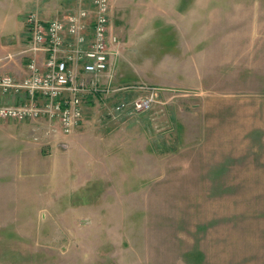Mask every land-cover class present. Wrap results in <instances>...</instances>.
<instances>
[{"label":"rangeland","instance_id":"374dc122","mask_svg":"<svg viewBox=\"0 0 264 264\" xmlns=\"http://www.w3.org/2000/svg\"><path fill=\"white\" fill-rule=\"evenodd\" d=\"M3 2L7 14L44 20L90 8L89 0ZM109 9L118 56L115 86L100 81L110 85L101 101L111 109L153 92L137 120L152 112L156 127L120 129L134 120L112 119L100 100L84 116L93 127L68 136L43 120L0 119V264H219V252L221 264L244 263L249 241L225 233L251 219L264 224V180L235 181L230 151L217 157L214 114L231 90L217 89L216 53L201 51L213 32L264 31V0H109ZM11 123L41 131L29 148L30 174L16 179ZM84 131L90 137H77Z\"/></svg>","mask_w":264,"mask_h":264},{"label":"crops","instance_id":"0c3cea01","mask_svg":"<svg viewBox=\"0 0 264 264\" xmlns=\"http://www.w3.org/2000/svg\"><path fill=\"white\" fill-rule=\"evenodd\" d=\"M3 1L5 0H0V7H5ZM8 1L10 2V0ZM4 7L0 8V59L2 60V57L8 54L13 57L9 59L8 63L0 65V75H11L17 82H21L28 73L27 60L24 56L19 55L28 42L24 26L25 16L24 18H17V15H13V12L7 14ZM19 27L20 29L16 31ZM14 28L16 32H14ZM181 33L186 38V30L183 29ZM213 33L205 35L211 38L202 41L204 49L201 52L216 53L214 61L217 65L220 64L222 68V73H220L218 79L216 78L217 89L222 87V89L228 90L229 87L231 90L230 100L223 97L225 96L223 92L222 98L219 96L221 99L218 100L214 114V127L217 133V157L229 156L228 152L230 151L231 166L235 175L231 179L235 181L264 180V31L255 30L254 28L239 30L238 28L233 30L230 35ZM188 35L190 37L191 33L189 32ZM225 37H232L230 43L225 44ZM68 41L70 42V39ZM82 47L84 49L86 45L83 44ZM36 57L39 66L42 67L44 55L39 54ZM204 64H206L205 57L202 59V65L206 66ZM112 82L115 86L114 80ZM108 95L102 94L86 100L83 104L84 116L91 110L89 107L95 106V100H100V105H104L107 109L106 100L104 102L101 100L102 97L106 98ZM23 96L22 92L9 91L5 94L1 93L0 105L19 103ZM108 110L110 109L105 110L104 114ZM151 115L152 112L144 114L139 121L137 120L138 117L131 118L134 121L130 125L135 126L120 127V129H126L127 131L136 129L139 132L149 131L150 128L156 127L152 123L153 117L149 118ZM155 117L156 121H161L160 112H157ZM173 118L172 116L169 117V121L172 123L175 121ZM80 125L78 128H83L85 125L87 128L93 127V124L91 122L89 124L86 119ZM40 132L30 125L11 123V176L14 179L20 174H30L32 165L30 160L27 161L31 158L29 148H31L32 139L36 138V135H40ZM77 137L84 139L90 136L84 131ZM71 141L73 144L75 139ZM225 174L227 173L221 169L220 178ZM251 221L254 222L245 224L247 226L230 224L228 227L230 232L228 234L227 231L225 234L232 241L237 237L236 234L249 241V245L245 243V249L241 253L244 263L240 264H264V224H253L255 220L251 219ZM251 244L256 245V247L254 248V245ZM232 252L230 258L233 261L234 258L235 260L237 258L235 257L236 252L234 250ZM223 258V253H217V263L221 264ZM205 260L208 259H204L203 264H206ZM230 264L235 263L231 262Z\"/></svg>","mask_w":264,"mask_h":264},{"label":"built area","instance_id":"2783aa9c","mask_svg":"<svg viewBox=\"0 0 264 264\" xmlns=\"http://www.w3.org/2000/svg\"><path fill=\"white\" fill-rule=\"evenodd\" d=\"M109 16V0H91L90 8L49 21L35 14L26 16L28 42L19 55L27 60L28 74L20 83L10 76L0 77L3 93L23 92L24 98L15 105L0 106V119H43L63 135L73 133L83 120L86 100L109 92V84L99 86L101 80L111 81V62L118 56L114 47L118 41L111 32ZM39 54L44 55L42 67L36 57ZM155 97L148 92L143 97L120 101L113 113L138 116L151 109Z\"/></svg>","mask_w":264,"mask_h":264}]
</instances>
